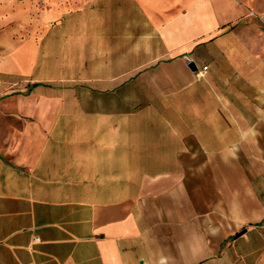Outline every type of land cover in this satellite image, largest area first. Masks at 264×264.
Returning <instances> with one entry per match:
<instances>
[{"label": "crops", "instance_id": "crops-1", "mask_svg": "<svg viewBox=\"0 0 264 264\" xmlns=\"http://www.w3.org/2000/svg\"><path fill=\"white\" fill-rule=\"evenodd\" d=\"M17 2L0 264H264V0Z\"/></svg>", "mask_w": 264, "mask_h": 264}, {"label": "rangeland", "instance_id": "rangeland-1", "mask_svg": "<svg viewBox=\"0 0 264 264\" xmlns=\"http://www.w3.org/2000/svg\"><path fill=\"white\" fill-rule=\"evenodd\" d=\"M18 0H0V25L10 23L15 14L24 11L20 5H18Z\"/></svg>", "mask_w": 264, "mask_h": 264}, {"label": "built area", "instance_id": "built-area-1", "mask_svg": "<svg viewBox=\"0 0 264 264\" xmlns=\"http://www.w3.org/2000/svg\"><path fill=\"white\" fill-rule=\"evenodd\" d=\"M250 15H253V14H250ZM258 20L259 22L264 25V14H261L259 17H258ZM206 70V68L202 69V73ZM202 73H199L198 76H200ZM0 91H1V82H0ZM35 243H38L39 240L38 239H35L34 240Z\"/></svg>", "mask_w": 264, "mask_h": 264}, {"label": "water", "instance_id": "water-1", "mask_svg": "<svg viewBox=\"0 0 264 264\" xmlns=\"http://www.w3.org/2000/svg\"><path fill=\"white\" fill-rule=\"evenodd\" d=\"M188 66H189V68H190L192 71L195 70L194 64H189ZM244 233H245V231L239 233V234L236 236V238H238L239 236L243 235Z\"/></svg>", "mask_w": 264, "mask_h": 264}]
</instances>
